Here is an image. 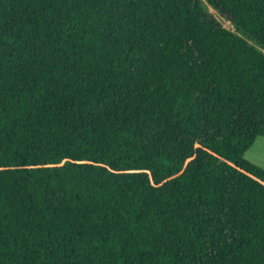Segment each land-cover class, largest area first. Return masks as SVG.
Masks as SVG:
<instances>
[{"label":"trees","instance_id":"16d2710c","mask_svg":"<svg viewBox=\"0 0 264 264\" xmlns=\"http://www.w3.org/2000/svg\"><path fill=\"white\" fill-rule=\"evenodd\" d=\"M257 136L264 0H0V264H264Z\"/></svg>","mask_w":264,"mask_h":264},{"label":"rangeland","instance_id":"374dc122","mask_svg":"<svg viewBox=\"0 0 264 264\" xmlns=\"http://www.w3.org/2000/svg\"><path fill=\"white\" fill-rule=\"evenodd\" d=\"M205 7H207L215 17L220 21V23L226 27L227 29L233 31V27L230 22L226 21L222 17H220L211 7H209L206 2H203ZM251 44L255 45L254 42H250ZM244 157L249 161L259 165L260 167L264 168V136H257L252 143V145L247 149L244 154Z\"/></svg>","mask_w":264,"mask_h":264}]
</instances>
